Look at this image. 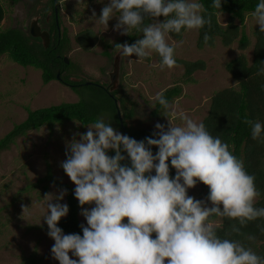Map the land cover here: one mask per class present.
<instances>
[{"label": "clouds", "instance_id": "9594fccd", "mask_svg": "<svg viewBox=\"0 0 264 264\" xmlns=\"http://www.w3.org/2000/svg\"><path fill=\"white\" fill-rule=\"evenodd\" d=\"M58 3L63 6L64 0ZM212 7L221 9L222 0H214ZM202 8L192 0H110L98 22L108 26L115 16L114 30L121 35H131L133 29L143 34L135 43H116L120 57L135 54L143 60L154 51L161 57L160 67L170 69L176 65L175 46L166 42L165 35L211 26V16L201 15ZM252 15L264 33V0H259ZM92 16L96 17L95 10ZM161 16L165 18L162 22L156 19ZM145 18L156 22L145 25ZM210 39L205 33L204 42ZM155 99L169 123L167 127L156 123L157 131L145 140L120 133L97 118L86 132L75 133L66 142L67 159L61 167L76 185L74 195L87 224L80 225L83 235L65 234L58 223L69 213L68 204L60 203L67 189L46 194L45 198L52 197L47 199L43 215L47 235L55 241L52 257L59 264H264V257L251 247L218 236L209 220L215 215L238 221L240 227L233 223L226 233L230 235L240 234L248 222L264 218V207H254L259 195L255 177L203 122L180 112L183 124L175 125L168 114L172 106L163 92ZM245 123L251 127L253 140H264V125L259 120L246 119ZM152 146L158 148L155 154ZM109 150L115 155H109ZM169 159L176 169L174 178ZM125 160L131 166L122 163ZM198 182L209 188L206 200L188 195V189ZM93 203L94 207L83 208ZM70 252L78 259H72Z\"/></svg>", "mask_w": 264, "mask_h": 264}, {"label": "rangeland", "instance_id": "374dc122", "mask_svg": "<svg viewBox=\"0 0 264 264\" xmlns=\"http://www.w3.org/2000/svg\"><path fill=\"white\" fill-rule=\"evenodd\" d=\"M1 2L5 8L2 30L14 27L30 34L33 24L38 31L47 32L52 23L51 4L48 0ZM192 2L199 3L197 0ZM108 3L110 0H64L63 6L58 5L60 30H65L68 39L62 53L67 57L69 66L63 74L69 80L98 82L108 90L115 91L120 115L123 113L120 98L125 108L131 109V117L125 119L129 132L142 129L157 131L155 125L158 122L167 127L169 118L162 115L164 110L157 117L151 115L156 94L165 89L180 87V93L169 102L172 109L168 114L175 125L182 126L180 112L200 123L216 91L229 87L239 88L227 72L225 64L242 53L250 62L255 41L254 31L259 28L252 14H247L245 18V31L250 45L244 50L238 47L236 41L224 46L219 38H216L213 46L199 48L198 29L185 28L178 40L166 34V42L175 46L174 57L186 61L200 59L204 62L205 68L194 71L187 79L182 64L162 69L157 60L158 54L154 51L143 60L135 54L132 57H120L114 43L127 35L114 30L117 17L110 19L108 26L98 22L102 8ZM93 10L96 17L92 16ZM227 18V14H218L222 26L227 23ZM156 19L162 22L165 18L161 16ZM83 30H89L95 36V44L89 50L82 49L75 40V36ZM140 35L143 37L139 33L132 43L142 38ZM40 42L44 43L41 38ZM123 43L127 42L120 44ZM78 99L79 95L61 80L53 79L43 83L40 69L22 66L5 54L0 56V138L26 118L27 109L75 102ZM102 118L105 122L111 120L108 116ZM77 122L42 125L18 136L7 149L0 151V264H29L32 258L39 264H59L51 255L55 241L47 235L48 226L43 219L47 211V199L52 197L44 196L49 193L58 194L66 187L74 194L76 185L61 167V162L67 159L66 142L71 141L75 133L88 130L87 125L78 122L77 126ZM110 124L123 133L115 124ZM188 195L197 200L207 198L199 182L188 189ZM75 199L79 220L86 225V219L81 214L82 208L78 199ZM60 203L67 204L66 195ZM94 206V203L86 204L83 208ZM208 206H211L210 201ZM124 222H127L126 218ZM210 222L214 226H221L222 218L216 216ZM69 255L72 259H78L71 252Z\"/></svg>", "mask_w": 264, "mask_h": 264}, {"label": "trees", "instance_id": "16d2710c", "mask_svg": "<svg viewBox=\"0 0 264 264\" xmlns=\"http://www.w3.org/2000/svg\"><path fill=\"white\" fill-rule=\"evenodd\" d=\"M50 1L53 20L49 25L51 38L48 45L41 43L39 37L25 34L20 28L0 29V56L5 54L12 61L22 66L40 69L43 83L56 79L57 72H60L61 81L71 87L79 95V99L75 102H61L36 109H27L26 118L15 124L11 130L0 138V151L7 149L9 144L18 136L26 134L29 130L38 129L42 125L78 121L81 125L86 126L95 123L97 118L103 116H108L111 119L105 123L115 124L124 134L138 141L153 136V132L146 129L129 132L125 119L131 117V109L127 110L123 99L120 98L119 102L123 111L120 115V110L116 104L115 91L108 90L107 87L98 82L85 83L86 81L69 80L63 74L65 68L69 66V64H65L62 53L68 39L65 30L60 33L58 25H56L54 2L53 0ZM197 1L203 5L201 15L205 18L211 16V26L205 25L198 29L197 45L199 48L213 46L216 38H219L224 46H229L236 41L238 47L242 50L250 45L245 31V18L247 14L254 12L259 0H222L221 9L212 7L214 0ZM220 13L228 15L227 23L224 26L218 21V14ZM4 15L5 8L0 0V28ZM152 21V18H145L144 24H150ZM184 30L185 28L179 34H169L178 40L181 39ZM139 33L134 29V33L115 42L114 45L125 41L132 43ZM205 33L211 37L207 44L204 42ZM254 36L255 41L252 46L250 62L248 57L242 53L225 64L227 72L237 82L239 88L229 87L216 91L210 98L207 114L201 122L205 124L207 131L212 136L219 137L222 142L229 145L232 154L243 161L248 174L255 177V186L259 195L255 198L254 207L260 208L264 207V140H253L251 127L245 123L246 119H250L253 121L259 120L264 125V73L260 72V69L264 68V33L256 28ZM75 40L84 50H89L95 44V36L89 30L81 31L75 36ZM174 58L176 65L182 64L184 66V75L187 79L194 71L205 68L204 62L200 59L186 61ZM157 60L161 63L159 55H157ZM180 91V87L174 86L162 92L170 102ZM161 111H163L162 106L155 100L151 115L157 117ZM262 137H264V133H262ZM152 151L155 154L158 148L152 146ZM108 154L115 155V151L109 150ZM123 154L127 156L126 152ZM122 163L131 166L130 160L122 161ZM169 167L170 176L174 178L176 169L171 166L170 159ZM152 174H155L154 170ZM199 183L207 197L209 194L208 186L202 182ZM66 189L69 213L66 217L61 218L58 227L62 228L65 234L79 233L83 235L75 196L68 187ZM215 217V215L211 216L209 220L211 221ZM221 218V226H215L218 236L239 241L246 248L251 247L257 255L264 257V231H261L264 228V218L250 221L246 226L241 227L240 234L231 233L230 235H226V233H229L233 223L240 227L238 221L230 220L227 217ZM152 235L155 236V233ZM249 236H253L255 239L249 240ZM257 243H260L258 247H256ZM29 264H39V262L32 258L29 259Z\"/></svg>", "mask_w": 264, "mask_h": 264}, {"label": "water", "instance_id": "95a60500", "mask_svg": "<svg viewBox=\"0 0 264 264\" xmlns=\"http://www.w3.org/2000/svg\"><path fill=\"white\" fill-rule=\"evenodd\" d=\"M34 28L36 29L37 27H36V25L32 24L31 27H30V34L33 37H38L39 36L44 41V44L48 45V43H49V34H48V32H41V31H38V29H36L37 32H34L35 31ZM63 60H64L65 63H68V59H67L66 56L63 57ZM60 78H61L60 77V73L58 72L56 74V79L59 80ZM86 83H89V81L86 82Z\"/></svg>", "mask_w": 264, "mask_h": 264}, {"label": "flooded vegetation", "instance_id": "af4514ba", "mask_svg": "<svg viewBox=\"0 0 264 264\" xmlns=\"http://www.w3.org/2000/svg\"><path fill=\"white\" fill-rule=\"evenodd\" d=\"M49 2H51L50 0H48ZM53 2H54V20H55V22H56V25H58V28H59V31H60V33H62L61 32V28H60V22H59V8H58V0H53ZM51 14H52V11H51ZM50 25V24H49ZM49 27L50 26H48V30H47V32H48V34H49V41H50V38H51V35H50V32H49ZM35 29V28H34ZM36 29H38V28H36ZM36 29H35V31H36ZM64 57V56H63ZM65 64H68V63H65ZM58 73V72H57ZM60 73V72H59ZM64 73V72H63ZM60 77H61V73H60ZM59 80H61V78L59 79ZM74 81H76V80H74ZM86 83V82H85Z\"/></svg>", "mask_w": 264, "mask_h": 264}]
</instances>
